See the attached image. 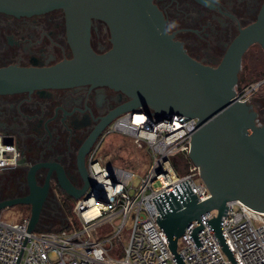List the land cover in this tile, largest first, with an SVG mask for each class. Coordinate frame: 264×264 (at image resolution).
I'll return each mask as SVG.
<instances>
[{
    "label": "water",
    "instance_id": "water-1",
    "mask_svg": "<svg viewBox=\"0 0 264 264\" xmlns=\"http://www.w3.org/2000/svg\"><path fill=\"white\" fill-rule=\"evenodd\" d=\"M64 13L72 57L47 67L0 68V95L43 91L81 85L106 86L123 93L127 101L105 119L106 127L117 116L142 109L158 116L196 118L191 130L188 158L199 170L209 198L198 202L187 181L168 193L152 198L159 215L155 221L168 242L177 264V241L193 220L200 225L189 233L195 247L204 213L216 216L205 221L232 264L234 257L221 234L227 203L239 201L264 212V121L252 105L235 98L244 53L253 44L264 52V3L256 21L239 32L216 67L190 58L165 28V20L152 0H0V12L32 16L50 10ZM93 20L103 22L110 34L111 48L97 53L90 45ZM242 82V81H241ZM5 143L12 144L10 139ZM72 187L61 179L64 193L78 200L87 190ZM29 174L28 196L0 202V211L14 205H30L27 231L15 264H18L29 232L35 231L46 194L36 189ZM97 198L104 197L97 194Z\"/></svg>",
    "mask_w": 264,
    "mask_h": 264
},
{
    "label": "built area",
    "instance_id": "built-area-1",
    "mask_svg": "<svg viewBox=\"0 0 264 264\" xmlns=\"http://www.w3.org/2000/svg\"><path fill=\"white\" fill-rule=\"evenodd\" d=\"M263 83L261 80L235 87L236 100L251 105L254 93ZM183 118L137 109L112 120L100 141L104 143L113 135L128 137L137 149L145 150L149 167L140 175L105 163L104 155L93 152L88 159V188L72 208L80 227L71 226L68 221L57 231L29 232L18 264H177L155 221L159 213L151 199L174 190L184 181L199 198L198 202L210 196L198 168L188 158L190 133L197 119L180 122ZM4 140L0 134V171L14 168L19 159L15 145ZM97 194L104 199L97 198ZM226 206L221 234L234 261L264 264V212L239 201ZM214 216L216 211L212 210L199 218L203 226L197 233L200 247H195L189 235L200 225L197 220L191 221L178 239L176 252L184 264H232L205 222ZM116 219L120 222L112 235L95 239L94 230L99 224ZM28 221L29 217L7 222L0 216V264L16 263ZM126 226L128 239L125 244L122 242V257L118 258L120 251L114 242H119Z\"/></svg>",
    "mask_w": 264,
    "mask_h": 264
},
{
    "label": "flooded vegetation",
    "instance_id": "flooded-vegetation-1",
    "mask_svg": "<svg viewBox=\"0 0 264 264\" xmlns=\"http://www.w3.org/2000/svg\"><path fill=\"white\" fill-rule=\"evenodd\" d=\"M152 2L166 29L178 22L167 33L185 53L216 67L239 32L256 21L264 0ZM90 45L97 53L111 48L103 22L92 21ZM71 57L61 9L19 17L0 12V68L47 67ZM126 101L119 91L90 85L0 95V134L19 151L16 166L0 171V202L28 196L32 173L36 189L46 186L41 215L47 207L50 217L63 216V203L72 197L64 193L61 179L72 187L82 186L81 170L88 169L89 156L103 144L105 119ZM22 205L30 210V205Z\"/></svg>",
    "mask_w": 264,
    "mask_h": 264
},
{
    "label": "rangeland",
    "instance_id": "rangeland-1",
    "mask_svg": "<svg viewBox=\"0 0 264 264\" xmlns=\"http://www.w3.org/2000/svg\"><path fill=\"white\" fill-rule=\"evenodd\" d=\"M240 73V83L238 86L241 84H250L260 78H263L262 80H264V53L259 45H253L245 53ZM251 105L258 114V121L262 123L264 121V83L260 89L254 93ZM98 154L104 155L103 160L105 163L120 166L122 168L128 169L131 172H137L140 175L143 174L149 167V157L146 155L145 150L137 149L131 143V140L123 135H113L108 138L100 147ZM135 183H137L136 179ZM71 200L69 202L63 203L64 214L60 217H50L49 209L45 207L35 231H57L68 221L71 226L74 224L79 228L80 224L72 212V208L75 205L76 200L73 199L72 202ZM0 216L7 222H18L23 218L29 217L30 210L24 207L22 204H19L2 209L0 211ZM119 222L120 219H116L111 222H103L99 224L94 230V236H96L95 239L103 240L105 237L112 235L115 232L116 226L119 224ZM127 232L128 229L126 226L124 231L121 233V239L119 242H114V247L117 248V251H120L118 258L122 257V242L124 244L127 242Z\"/></svg>",
    "mask_w": 264,
    "mask_h": 264
},
{
    "label": "clouds",
    "instance_id": "clouds-1",
    "mask_svg": "<svg viewBox=\"0 0 264 264\" xmlns=\"http://www.w3.org/2000/svg\"><path fill=\"white\" fill-rule=\"evenodd\" d=\"M177 27H178V22H176V21H172V22H170L169 25L167 26L166 31H171L172 29L177 28Z\"/></svg>",
    "mask_w": 264,
    "mask_h": 264
},
{
    "label": "trees",
    "instance_id": "trees-1",
    "mask_svg": "<svg viewBox=\"0 0 264 264\" xmlns=\"http://www.w3.org/2000/svg\"><path fill=\"white\" fill-rule=\"evenodd\" d=\"M263 78H260V79H258V80H256V81H254V82H252V83H255V82H258V81H260V80H262ZM252 83H250V84H252ZM177 160H182V157H178L177 158ZM73 201V199L71 200V202ZM70 208V207H69ZM65 218H66V215H65Z\"/></svg>",
    "mask_w": 264,
    "mask_h": 264
}]
</instances>
